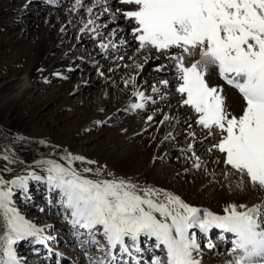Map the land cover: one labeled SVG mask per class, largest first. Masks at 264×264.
<instances>
[{"label": "snow or ice", "instance_id": "snow-or-ice-1", "mask_svg": "<svg viewBox=\"0 0 264 264\" xmlns=\"http://www.w3.org/2000/svg\"><path fill=\"white\" fill-rule=\"evenodd\" d=\"M120 3L133 6L122 11V16L134 25L131 31L137 50H155L175 62V91L181 97L180 104L194 113V123L216 141L209 151L222 154V162L229 169L225 177L237 175L236 187L241 190L248 184L264 191V0ZM76 5L83 7L81 0H76ZM92 11L87 8L90 15ZM94 23L89 19L85 29ZM108 47L100 44L101 49ZM173 49L179 51L173 53ZM194 56L198 58L185 63L186 57ZM136 67L142 69L143 65ZM213 67L220 79L242 97L243 107L238 114L226 104L223 86L209 83L207 76ZM128 83L135 88L136 77L125 81L126 86ZM161 83L168 85L167 80ZM152 90L159 91L155 86ZM132 95L140 101L151 99L138 90ZM130 107L143 109L145 103H132ZM189 135L194 137L195 133ZM187 151H193L191 143ZM2 158L17 162L7 150ZM195 159L194 167L199 169V157ZM77 162L95 163L65 149L60 160H38L11 180L0 176V219L5 228L0 235V264H22L14 247L22 240L46 242L43 230L15 206L16 193H27L31 181L43 182L49 191L58 193L63 207L70 212L71 225L84 230L88 243L104 253L90 264H141L139 254L144 251L141 245L145 241L153 242L154 250L165 253V258L155 257L151 264H202L198 234L207 237L213 230L232 237L226 264H264V201L252 206L228 203L223 214H218L164 189L141 187L123 178L92 179L86 174L93 173V169H78ZM95 174L99 176L101 170L96 169ZM208 247L215 246L209 243Z\"/></svg>", "mask_w": 264, "mask_h": 264}, {"label": "bare ground", "instance_id": "bare-ground-1", "mask_svg": "<svg viewBox=\"0 0 264 264\" xmlns=\"http://www.w3.org/2000/svg\"><path fill=\"white\" fill-rule=\"evenodd\" d=\"M81 2L83 7L76 5V0H28L32 8L34 4H39L40 13L45 11L43 7L52 8L54 6L57 7L58 11L55 10L57 12H53L52 10L49 12V15L47 14L42 18L41 22L36 21V23L40 24V28L35 32L33 41V46L36 48V56L31 69H29L15 88L8 90L3 88V85H0V122L9 121V115L13 105L34 85V81L39 78L48 79L49 77L59 75L67 65L69 67H75V61L83 59L86 65L84 71L89 72V69L96 65L98 74L94 73L85 87V93L89 95L88 100H83L81 98L82 94L79 95L80 103L84 105V110L76 132L79 133L86 128H92L93 125H98L102 120L108 122L116 118L115 114L118 111L134 113V116L128 118L130 120L124 124V127L117 128L114 131L111 137V140H113L111 142L113 143V148L108 154L103 155L102 151L106 148V144H104L98 150L87 155L99 161L106 162L113 166V168H119L118 170L122 169L127 173L143 176L146 181L153 180L162 189L179 195L185 202L191 205L202 208L204 200L214 201V205L210 209L218 214H223V205L227 203H244L252 206L253 204L260 203L258 202L259 198H262L264 201V191L258 189L260 192L254 194L252 192V186L250 188L247 186L248 184L241 190L236 187L239 179L237 175L225 177L224 174L229 169L226 166L223 170L219 168V163L221 162L219 153L218 157L217 154L216 157L212 156L214 154L210 153L211 151L203 154V158H201L204 164L201 167L203 173L200 174L197 172V175L199 173L200 177L196 180V185L187 184L185 178L170 173L171 168L166 165L162 166L163 168L161 169L153 166L160 160L163 162L168 161L170 158L169 151H177V149L184 146L181 144H173V150L172 148L167 149L162 159L160 158L161 155L155 153L162 144L169 142V140H174L175 137L180 136L183 132H188L186 133L188 134V138L186 137L187 141L186 143L184 142L186 147L191 143L194 148L197 147L198 150L201 149L203 152L209 151L207 146L212 137L207 136V130L202 129L194 123V113L189 108L182 107L180 104L181 97L175 91L178 83L176 79L177 72L174 66L175 62L166 58L165 55L155 52V50H152L151 53L137 50L138 43L134 39L131 31L134 25L122 16V11L130 10L133 6L122 4L120 0H81ZM94 5L97 6L94 7ZM89 7L93 8L91 15L87 12V8ZM6 9L17 10L9 21H25L31 24V19L33 18L27 16H23V18L18 17L22 15L21 7L4 6L2 7L0 15ZM103 17L108 19L100 23L99 19ZM89 19H93L95 23L88 25L85 29V24ZM2 22L3 20L0 21V26L3 25ZM104 24L107 25L104 26ZM112 24H114L113 29L110 31L109 26ZM26 28L28 27L26 26ZM81 29H84V31H81ZM69 31H74L73 37L72 35L69 36ZM49 32H52V37L50 38H48ZM122 35H124L123 38ZM101 43L109 44V47L107 49H101ZM113 45L115 46L113 47ZM59 47H64L63 51L61 53H55L56 48ZM178 51L177 49L172 50L173 53ZM84 52H86V55ZM91 52L93 55L90 56ZM145 57H148L146 62ZM197 58L198 56L186 57L185 63L190 64ZM137 64H142L143 68H137ZM161 66H163L162 70L157 71L156 69ZM77 68L79 69V67ZM103 70H107V72L105 71L104 73ZM163 75L166 76V80L168 81L167 86L161 83ZM101 76L107 81L100 79ZM133 76L136 77L135 88H133L131 83H128L126 86L125 81H130V78ZM207 79L211 85L223 86L226 104L230 110L238 114L243 107L242 97L238 91L225 84L218 76L217 70L214 67L209 70ZM99 81H101L98 85L99 92L91 91L89 86L98 84ZM65 82L61 81L59 83L65 86ZM85 83L83 78L76 77L73 79L71 85L66 84V87L79 92V84ZM147 85L150 86L148 89H146ZM153 86L158 88L159 91L153 92ZM135 90L144 92L145 96L151 97V99L140 101L132 95ZM167 90L171 92L169 93ZM83 97L86 98L85 95ZM140 102L145 103V108L134 110L130 107L132 103ZM104 107H108L109 109L103 115V119L98 114L101 113ZM149 116L152 117V120H148ZM165 116L168 117L167 120L164 119ZM171 123L172 125L169 128V124ZM193 132L195 133L194 137L189 135V133ZM34 133L45 134V129L39 126L35 128ZM68 136L69 134L64 133L61 137H58L56 142H64ZM208 163H210V168L216 167L214 171L212 168V170L206 172L205 168ZM193 167L194 164L191 163V169L189 170L188 166L182 164L180 172L182 171L181 173H183L187 169V174H196L193 171ZM180 172L179 174H181ZM10 179L12 178L5 180ZM201 189L204 192L202 195H199V192L202 191ZM236 191H238L236 198L229 197V195ZM43 193H41V189L38 191L29 183L27 193L23 194L28 196L29 199L26 201V204L30 205V207L27 209L16 207L27 220L44 231L42 236L45 240L51 243L62 238L59 234H61L62 229H66L71 237L63 239L61 242L62 249L71 245V243H74V245L77 244L79 242L80 230L69 227L63 213L56 212L57 207L52 205L51 198L49 202H43L37 199ZM256 195L259 196L257 200V197L255 198ZM49 197H51L50 193ZM14 200L16 204V198ZM37 207L42 209V214L46 211L49 215L32 214L33 211L37 210ZM37 218L43 222L39 223L36 220ZM49 230H58L60 233L58 232L51 236L47 234ZM4 231V223L0 219V235ZM227 235L228 233L224 234L223 241L227 242ZM27 240H22L24 242L21 241L14 247L16 248L17 255L22 260V264H34L31 260L27 262V256L34 253V248L41 247L42 244L37 243L35 240ZM216 244H222L220 239L212 245L216 247ZM149 245H151V241H145L141 247L145 251ZM215 247L213 249L217 248ZM88 250L89 248L87 246H80L74 249L79 256H82L81 253H85ZM62 251L60 249L58 252ZM56 252L53 251V255H57L58 252ZM228 252L229 249L227 252L220 251L217 256H215L214 252L211 253V256H208V254L207 256L203 255L201 256L202 264H226V261L230 259ZM95 256L97 257V254L93 253V257ZM81 259L80 257L79 264H90L94 258L91 255V258H86L82 263ZM66 260L67 257L62 252V258L58 264H66ZM34 262L35 264L42 263V261Z\"/></svg>", "mask_w": 264, "mask_h": 264}, {"label": "rangeland", "instance_id": "rangeland-1", "mask_svg": "<svg viewBox=\"0 0 264 264\" xmlns=\"http://www.w3.org/2000/svg\"><path fill=\"white\" fill-rule=\"evenodd\" d=\"M4 6H19L22 8V15L18 17L23 18V16H27L29 18H33L31 19V24L25 21H9L12 15L17 12V10L15 9H6L0 15V21L3 20V25L0 26V85H3V88L9 90L17 86L19 81L27 74V72L29 71V69H31L35 62L36 48L33 46V41L35 38V32H37L40 28V24L36 23V21L41 22L43 17H45L47 14L49 15L50 11L53 10V12H57L58 9L54 6H52V8L43 7L45 11L40 13L39 4H34L32 8L30 7L28 0H0V12H2V7ZM107 19L108 18L106 17L100 18L99 22L102 23ZM105 25L107 24H104V26ZM113 25L114 24L109 26L110 31H112ZM26 26L28 28H26ZM51 33L52 32L48 33V38L52 37ZM68 34L69 36L72 35L73 37L74 31H69ZM123 36L124 35H122V38ZM126 36L128 37V34ZM63 48L64 47L56 48L55 53H61L63 51ZM84 54L86 55V52H84ZM91 55H93L92 52L90 53V56ZM76 66L79 67V69ZM85 67L86 65L84 60L78 59L77 61H75V67H69V65H67L59 75L49 77L48 79L39 78L34 81V85L16 101L10 111L9 121L3 123L0 122V125H3L12 130V135L9 137V139L3 138L0 141V176H2L4 179H7L22 175L25 173L26 169L29 166L34 165V162L44 158H53L60 160V157L64 154V150L66 149L67 151L75 155L85 157L87 160L95 161L94 164L90 165L80 164L79 162H77L75 165V167H77L78 169H82L84 167H91L93 169V173H89L86 175H89V177L92 179L123 178L125 180H131L133 183H136L141 187L151 186L160 189L161 186L153 180L146 181L143 176H140L138 174L127 173L125 170L122 169L118 170L119 168H113V166H111L110 164L99 161L91 157L90 155H87L88 153L98 150V148H100L104 144H106V148L102 151L103 155L108 154L113 148V143H111L113 140H111V137L113 136L114 131L117 128L124 127V124L128 122V120H130L128 118L134 116V113H129L128 111H118L115 114L116 118L108 122H104L102 120L98 125H93L92 128L89 127L83 131H80L79 133L76 132L79 127V122L83 116L82 114L84 110V105L80 103L79 95L82 94L81 98H83V100H88L89 95L85 93V87L89 83L90 77H92L94 73L98 74L96 65L92 66L89 69V72L84 71ZM105 71L107 72V70H103L104 73ZM76 77H79L81 79L83 78V81L86 82L85 84H79V92H76L71 88L66 87V84L71 85L73 79ZM65 79L67 80L66 82ZM100 79L105 80V78H103L102 76L100 77ZM164 79L166 80V76L163 75L161 80ZM61 81H64L66 83L65 86L59 83ZM99 83H101V81H99L98 84L89 86L91 88L90 90L94 92H99ZM107 84H109V82H107ZM149 87L150 86L147 85L146 89H148ZM168 92L170 93L171 91ZM83 95H85L86 98H84ZM108 109V107H104V109L101 111L100 114H98V116L100 118H103V115L105 114V112H107ZM171 125L172 123L169 124V128L171 127ZM39 126L45 129V134L34 133L35 128ZM64 133L69 134L67 140L61 143L56 142L58 137H61ZM186 133L188 132H183L180 136L175 137L174 140H169V142L162 144L157 150V152H155L158 155H161V159L167 152V149L169 150L172 148L173 150V144H181L184 146L182 148L177 149V151H169L168 154L170 158L168 161L163 162L162 160H160L153 166L161 169L163 168L162 166L166 165L171 168L170 173L180 176L181 178H185L187 184L196 185V180H198L200 174L203 173L201 167L204 164L203 159L201 158H203L204 153L206 154L210 151L203 152L201 151V149L198 150L197 147H193L192 152H194L195 155H193L192 152L187 151L185 143L187 141L188 134ZM40 141H46L47 143L42 144L40 143ZM215 142L216 141L212 138L207 147L210 149ZM5 150H7V153L17 161L16 163H9L7 160L2 158L3 154L5 153ZM213 151L210 152L214 154L212 156L216 157L217 154L218 157L219 152L215 150ZM195 157H199V163L201 164V167L199 169L193 167V171H195L196 174H187V169H185V172L181 173L182 171L180 172V169L182 168V164L188 166V169L190 170L191 163L194 164L197 162ZM219 158L221 159V162L219 163V168L223 170V168H225V165L222 162L223 157L220 153ZM220 165L224 166L221 168ZM206 166V172L212 170V168L214 171L216 168H210V163H208ZM5 168L11 170L5 171ZM96 169L101 170V174L99 176L95 174ZM35 170L41 175L43 174L39 168ZM179 172L181 174H179ZM197 172H199L200 174L198 173L197 175ZM30 183L38 191L39 189H41V193L44 192L41 197L37 199L43 202H48L50 193L51 203H53L52 205H56L57 207H59L60 210L63 212V215H66L68 217V222L70 221V212L63 207L61 203V198L58 193L49 192L47 185L43 182L31 181ZM247 186L250 187L251 185ZM201 190L202 191L199 192V195H202L204 192L203 189ZM252 192L256 194V192L258 193L260 191H258L257 188L252 187ZM237 196L238 191L229 195V197L231 198H236ZM258 197L259 196L257 195L255 196L256 200L258 199ZM14 198H16L17 201L15 206H17L18 208L27 209L30 207V205L26 204V201H28L29 198L28 196H25L23 192L18 191ZM259 199L258 202L263 201L262 198ZM227 204H224L223 207H225ZM213 205L214 201L204 200L202 208L210 210ZM59 208L57 209L58 211ZM61 211L59 212L62 214ZM42 212V209L40 207H37V210L33 211L32 214H41L43 216L49 215V213L46 211H44L43 214ZM36 220L39 223L43 222L40 221L38 218ZM69 225L72 226L70 222ZM64 230L68 232V230L66 229H62L61 232H64ZM86 236V233L82 234V243L88 241V237ZM70 237L71 236L69 234L68 238ZM31 239L26 240L32 241ZM97 239L100 241L101 245H105V241L102 237L97 236ZM83 245L84 244L78 243L74 245V243H71V245H68L66 248L74 250L75 248ZM216 245L219 246L220 244ZM90 246V251H85V253H81V263L86 258H91V255L94 259H98L99 257H101L100 253H102V251L100 250V248L96 245ZM223 247L224 246H219L218 249L216 248L217 250H212L208 253V255L211 256V253L214 252L215 256H217L220 251L227 252L228 249H223ZM97 250H100V253ZM91 252L96 253L97 257H93V253ZM87 253L91 254L87 256ZM203 255L204 254H202L201 256ZM28 258L30 259V257ZM27 262H30V260L28 261L27 259ZM58 263L59 261L51 262V264ZM43 264L47 263L44 262ZM76 264H79V261Z\"/></svg>", "mask_w": 264, "mask_h": 264}, {"label": "trees", "instance_id": "trees-1", "mask_svg": "<svg viewBox=\"0 0 264 264\" xmlns=\"http://www.w3.org/2000/svg\"><path fill=\"white\" fill-rule=\"evenodd\" d=\"M12 135V130L3 126V125H0V141L3 139V138H7L9 139V137Z\"/></svg>", "mask_w": 264, "mask_h": 264}]
</instances>
